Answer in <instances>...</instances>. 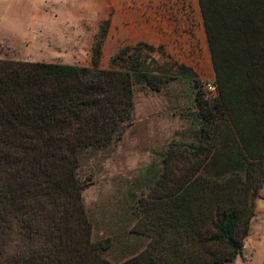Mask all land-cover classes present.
<instances>
[{
  "label": "trees",
  "instance_id": "obj_1",
  "mask_svg": "<svg viewBox=\"0 0 264 264\" xmlns=\"http://www.w3.org/2000/svg\"><path fill=\"white\" fill-rule=\"evenodd\" d=\"M198 1L217 96L204 100L199 87V144L166 153L160 229L118 264L232 262L255 216L264 186V0ZM110 27L108 19L95 39L92 66L0 59V264H116L106 257L113 244L92 237L79 169L123 139L135 85L160 90L166 79L139 61L143 49L162 48L146 42L121 48L112 59L119 68H102Z\"/></svg>",
  "mask_w": 264,
  "mask_h": 264
},
{
  "label": "rangeland",
  "instance_id": "obj_2",
  "mask_svg": "<svg viewBox=\"0 0 264 264\" xmlns=\"http://www.w3.org/2000/svg\"><path fill=\"white\" fill-rule=\"evenodd\" d=\"M128 14L152 24L191 21L193 28L183 44L176 39L156 51L143 49L139 61L164 76L162 89L136 84L135 110L123 139L92 153L79 169L86 184L83 199L92 237L113 244L106 257L116 264L146 249L160 229L157 216L164 193L156 183L168 151L186 153L199 144L201 118L195 100L199 87L204 100L213 102L217 96L208 88L216 86L215 71L199 1L0 0V59L15 61L92 66L95 39L111 19L100 66L119 68L112 59L131 45L120 31L132 23ZM263 263L264 186L241 253L223 264Z\"/></svg>",
  "mask_w": 264,
  "mask_h": 264
},
{
  "label": "crops",
  "instance_id": "obj_3",
  "mask_svg": "<svg viewBox=\"0 0 264 264\" xmlns=\"http://www.w3.org/2000/svg\"><path fill=\"white\" fill-rule=\"evenodd\" d=\"M128 16H130V21H132V23L130 25H124L120 31L122 36L126 38L128 43L131 45L137 44L139 42H146L155 47H159L165 45L166 43L172 44L174 41H176V39H180L177 40L176 43L183 44V40L185 41L190 39L192 33L193 27L191 21L189 23L183 24L178 23L176 26L175 24L166 20L163 22L160 21L158 24H152L145 21L142 22V20L139 21L134 17L132 18V16L129 14ZM134 19H136V23H133ZM198 22L199 20L196 22V28L199 30L200 25ZM113 27L114 24L112 25V29Z\"/></svg>",
  "mask_w": 264,
  "mask_h": 264
},
{
  "label": "built area",
  "instance_id": "obj_4",
  "mask_svg": "<svg viewBox=\"0 0 264 264\" xmlns=\"http://www.w3.org/2000/svg\"><path fill=\"white\" fill-rule=\"evenodd\" d=\"M208 88L211 90V91H214V92H217V87L214 86V85H209Z\"/></svg>",
  "mask_w": 264,
  "mask_h": 264
}]
</instances>
